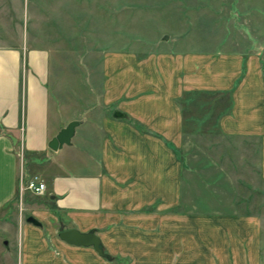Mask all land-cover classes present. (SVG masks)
<instances>
[{
	"label": "crops",
	"instance_id": "1",
	"mask_svg": "<svg viewBox=\"0 0 264 264\" xmlns=\"http://www.w3.org/2000/svg\"><path fill=\"white\" fill-rule=\"evenodd\" d=\"M262 26L250 50L110 57L103 104L123 115L57 151L50 51L0 44V207L36 168L49 198L20 225L22 264H264V3Z\"/></svg>",
	"mask_w": 264,
	"mask_h": 264
},
{
	"label": "rangeland",
	"instance_id": "2",
	"mask_svg": "<svg viewBox=\"0 0 264 264\" xmlns=\"http://www.w3.org/2000/svg\"><path fill=\"white\" fill-rule=\"evenodd\" d=\"M263 3L0 0V44L27 43L30 48L48 49L53 117L64 125L80 119V132L88 128L92 136L91 128L99 131L103 117L112 115L115 109L103 104L110 57L132 53L141 60L172 50H250L262 41ZM20 157H24L22 152ZM229 161L235 171L238 165L234 158ZM36 171L40 174L39 169ZM31 176L24 175L25 180ZM47 201L46 192L37 195L25 191L21 195L19 190L12 203L0 207V264H22L20 225L28 216H35L31 207ZM259 201L264 203V193Z\"/></svg>",
	"mask_w": 264,
	"mask_h": 264
},
{
	"label": "water",
	"instance_id": "3",
	"mask_svg": "<svg viewBox=\"0 0 264 264\" xmlns=\"http://www.w3.org/2000/svg\"><path fill=\"white\" fill-rule=\"evenodd\" d=\"M168 38V35L165 36ZM116 117L122 116L120 111L114 112ZM82 123L80 119H73L66 125H62L60 131L49 141V147L55 151L62 148L65 144H72V139L76 134L77 127ZM27 221L35 225H41L42 223L33 215L28 216ZM59 237L66 243L75 246H93L99 254L104 255L102 248V241L98 233L92 229L88 232H82L77 228H69L62 230L59 233Z\"/></svg>",
	"mask_w": 264,
	"mask_h": 264
},
{
	"label": "built area",
	"instance_id": "4",
	"mask_svg": "<svg viewBox=\"0 0 264 264\" xmlns=\"http://www.w3.org/2000/svg\"><path fill=\"white\" fill-rule=\"evenodd\" d=\"M19 190L21 195L25 191H31L37 195H43L47 191V184L40 174H33L30 178L25 180L23 171L20 176Z\"/></svg>",
	"mask_w": 264,
	"mask_h": 264
},
{
	"label": "trees",
	"instance_id": "5",
	"mask_svg": "<svg viewBox=\"0 0 264 264\" xmlns=\"http://www.w3.org/2000/svg\"><path fill=\"white\" fill-rule=\"evenodd\" d=\"M61 231H62V230H61ZM104 256H106V257L108 256L107 253H106L105 251H104Z\"/></svg>",
	"mask_w": 264,
	"mask_h": 264
}]
</instances>
